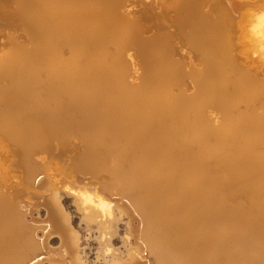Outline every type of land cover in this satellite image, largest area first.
Wrapping results in <instances>:
<instances>
[{
    "label": "bare ground",
    "instance_id": "bare-ground-1",
    "mask_svg": "<svg viewBox=\"0 0 264 264\" xmlns=\"http://www.w3.org/2000/svg\"><path fill=\"white\" fill-rule=\"evenodd\" d=\"M217 1L0 0V264H264V77Z\"/></svg>",
    "mask_w": 264,
    "mask_h": 264
},
{
    "label": "water",
    "instance_id": "water-1",
    "mask_svg": "<svg viewBox=\"0 0 264 264\" xmlns=\"http://www.w3.org/2000/svg\"><path fill=\"white\" fill-rule=\"evenodd\" d=\"M224 1L227 3V5H225V8H224V5L222 4V2H220L219 0L215 4H216V6L219 7L220 13L223 15L224 18H226L225 17L226 16V14H225L226 9H229L231 12H233L236 15V22L237 23L235 25V29H234L235 33L233 34V36H234V41H235V45H236L235 52L237 53V55L239 56V58L242 62L241 65H243L246 69L257 70V73H255V74H259V77H264V62L257 61L256 58L250 56L249 54L243 53L242 50H243L244 46L239 41V35L241 33V24H242V19H243V12L249 8L261 7L264 4V0H224ZM209 12L207 14H209ZM172 13L173 12L170 11L169 15H171ZM210 13L214 16L216 11L210 12ZM143 16H144L143 23H145L146 28H148L149 22L154 20L155 16L146 17L147 14H145ZM226 20H227V18H226ZM227 23H228V20H227ZM3 25L4 24H0V31L2 30ZM167 30H169V29L161 27L157 31H159V33H162V32H165ZM42 258H43V256L41 255L36 260H39ZM36 260L31 261L30 264L34 263Z\"/></svg>",
    "mask_w": 264,
    "mask_h": 264
},
{
    "label": "rangeland",
    "instance_id": "rangeland-1",
    "mask_svg": "<svg viewBox=\"0 0 264 264\" xmlns=\"http://www.w3.org/2000/svg\"><path fill=\"white\" fill-rule=\"evenodd\" d=\"M153 5H155V2L153 3ZM263 5H262V7H264ZM155 8L156 9H154V10L151 9V11L154 12V11L158 10V8L156 6H155ZM18 22H19V20L17 19V21L15 23H18ZM12 24H13V27H11V28H16L18 31H21V27L20 26H16L15 27V24L14 23H12ZM248 24H247V27H246L247 30L245 29V32H244L245 35H242V36H241V34L243 33L244 27L241 24V33L239 35V41L244 46L242 52L243 53L245 52L246 54H249L250 56L256 58L257 61L264 62V57H263L264 54H261V53L259 54V51H262L261 48H263V45L261 44L260 41H257V40H255L252 37V31H253L252 21H250ZM249 26H250V28H248ZM20 38L25 41L24 42L25 44H29V42L27 40V37H26V35L24 33H22V36ZM10 170L8 171L9 174H11V171ZM66 197H67V199H66V205L68 206V208L74 214V224L76 226H79L81 219H80V215L77 212V209L74 206V202L72 200V197H70L68 195H66ZM42 214L45 215V210L44 209L42 210ZM85 234H87V233L85 232ZM96 235H97V233H95V232H93V233L90 234L91 243H90V247L88 248V252H89V255H90V257L92 259L96 256V250H97V245H98L95 242ZM115 243H116L117 247H119L121 250H125L126 249L125 243H124V241H123V239H122V237L120 235L117 236V239H116ZM58 244H59V239H58L57 236H54V238H53V240L51 242V246L55 247Z\"/></svg>",
    "mask_w": 264,
    "mask_h": 264
},
{
    "label": "clouds",
    "instance_id": "clouds-1",
    "mask_svg": "<svg viewBox=\"0 0 264 264\" xmlns=\"http://www.w3.org/2000/svg\"><path fill=\"white\" fill-rule=\"evenodd\" d=\"M69 191H71V189H69Z\"/></svg>",
    "mask_w": 264,
    "mask_h": 264
}]
</instances>
